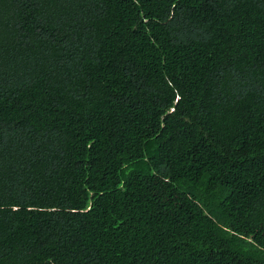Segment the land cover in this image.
<instances>
[{"label": "trees", "instance_id": "1", "mask_svg": "<svg viewBox=\"0 0 264 264\" xmlns=\"http://www.w3.org/2000/svg\"><path fill=\"white\" fill-rule=\"evenodd\" d=\"M0 264H264V0H0Z\"/></svg>", "mask_w": 264, "mask_h": 264}]
</instances>
